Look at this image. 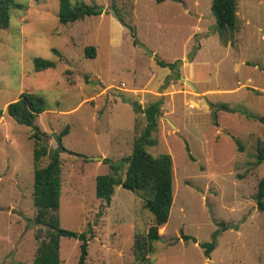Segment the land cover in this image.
<instances>
[{"label":"rangeland","instance_id":"1","mask_svg":"<svg viewBox=\"0 0 264 264\" xmlns=\"http://www.w3.org/2000/svg\"><path fill=\"white\" fill-rule=\"evenodd\" d=\"M13 1L22 7L0 29V262L32 264L46 236L34 222L32 128L6 111L20 93L34 92L45 100L35 125L48 147L69 126L58 214L62 228L86 234V264H139L133 242L152 214L121 185L105 205L95 179L110 171L104 159L131 154L146 125L141 110L156 101V141L146 150L171 156L173 201L151 262L264 264V212L256 203L264 161L255 157L264 123L246 117L264 116V0H238L233 28L216 26L212 0H73L104 9L67 24L58 21L59 0ZM35 57L55 67L35 71ZM157 60L180 63L171 69ZM212 242L206 255L203 244ZM79 255L78 239L60 237V264H78Z\"/></svg>","mask_w":264,"mask_h":264},{"label":"trees","instance_id":"2","mask_svg":"<svg viewBox=\"0 0 264 264\" xmlns=\"http://www.w3.org/2000/svg\"><path fill=\"white\" fill-rule=\"evenodd\" d=\"M73 0H59L57 18L61 24L74 22L85 15L98 14L89 7L84 9V4H73ZM237 1L238 0H212L211 11L215 17L218 28H233L237 23ZM21 4L13 0H0V29L8 27L10 10L21 8ZM199 49L197 44L189 59H192ZM84 54L88 57H95V48L86 46ZM180 60L174 63H166L157 60L161 67L168 66L176 69ZM35 71H42L55 67V62L41 57L33 59ZM160 101H156L141 110L146 119L143 130L134 139L131 154L113 162L104 159L108 164L109 172L98 175L95 179L96 197L102 199L105 205L111 200V195L115 185H121L124 189L139 193L142 197L143 207L152 214V224L144 235H135L132 252L135 260L139 264H153L151 256L154 253V244L159 240L158 229L168 220L172 201V159L169 154L161 153L152 155L146 150L147 145H153L156 140L152 134L156 129V118L160 114ZM133 110L136 112L140 107L132 103ZM225 109H228L224 107ZM7 114L18 124L32 128L30 138L33 141V205L36 208L34 222L36 225L45 227L46 236L40 241L35 258L32 264H60L59 242L60 237L66 236L80 241V255L78 264H86L87 257V238L84 232H75L64 229L60 226L59 202L61 193V164L60 153L65 150L62 138L69 132V126H64L58 134H54L56 147H48L44 134L40 131L35 120L39 114L45 111V100L41 95L34 92H22L18 98L8 103ZM2 110L0 109V115ZM264 123V116L247 115ZM187 151L188 148L186 147ZM47 157V163L40 166V161ZM256 162L264 161V140H258L256 148ZM126 163L124 178L120 177V172ZM264 177L258 181L256 203L257 209L264 212ZM182 239H196L189 235H183ZM204 253L208 255L213 249L214 244L205 243ZM0 264H12L1 263ZM25 264V263H18Z\"/></svg>","mask_w":264,"mask_h":264},{"label":"water","instance_id":"3","mask_svg":"<svg viewBox=\"0 0 264 264\" xmlns=\"http://www.w3.org/2000/svg\"><path fill=\"white\" fill-rule=\"evenodd\" d=\"M103 9L104 8H91V10L94 11V12H100ZM111 10L114 11L112 7H111ZM138 46L140 48H142L143 50H145L149 55H151V56L153 55V53L151 51H148V49L144 45L138 44ZM76 156L81 157L83 159H87V160H98V159H101V157H85V156H82V155H76Z\"/></svg>","mask_w":264,"mask_h":264}]
</instances>
